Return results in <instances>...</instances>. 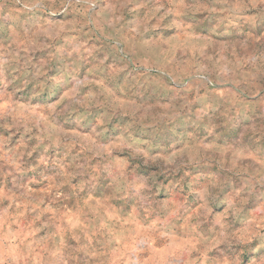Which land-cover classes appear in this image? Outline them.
I'll list each match as a JSON object with an SVG mask.
<instances>
[{
  "label": "rangeland",
  "instance_id": "rangeland-1",
  "mask_svg": "<svg viewBox=\"0 0 264 264\" xmlns=\"http://www.w3.org/2000/svg\"><path fill=\"white\" fill-rule=\"evenodd\" d=\"M0 264H264V0H0Z\"/></svg>",
  "mask_w": 264,
  "mask_h": 264
}]
</instances>
